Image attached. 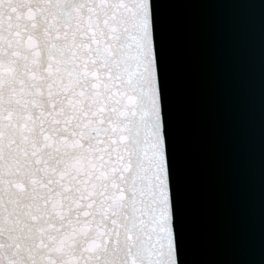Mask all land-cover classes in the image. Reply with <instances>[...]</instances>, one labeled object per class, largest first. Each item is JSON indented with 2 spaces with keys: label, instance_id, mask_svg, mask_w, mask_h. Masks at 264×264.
Returning a JSON list of instances; mask_svg holds the SVG:
<instances>
[{
  "label": "snow or ice",
  "instance_id": "6c2138e0",
  "mask_svg": "<svg viewBox=\"0 0 264 264\" xmlns=\"http://www.w3.org/2000/svg\"><path fill=\"white\" fill-rule=\"evenodd\" d=\"M0 264H177L149 0H0Z\"/></svg>",
  "mask_w": 264,
  "mask_h": 264
},
{
  "label": "water",
  "instance_id": "95a60500",
  "mask_svg": "<svg viewBox=\"0 0 264 264\" xmlns=\"http://www.w3.org/2000/svg\"><path fill=\"white\" fill-rule=\"evenodd\" d=\"M177 264H264V0H149Z\"/></svg>",
  "mask_w": 264,
  "mask_h": 264
}]
</instances>
